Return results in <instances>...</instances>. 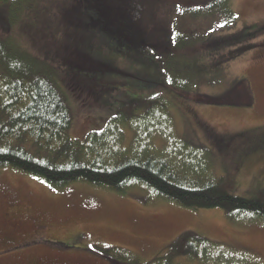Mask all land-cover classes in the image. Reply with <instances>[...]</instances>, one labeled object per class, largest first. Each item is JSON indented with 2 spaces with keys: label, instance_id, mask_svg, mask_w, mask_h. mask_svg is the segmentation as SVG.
Masks as SVG:
<instances>
[{
  "label": "rangeland",
  "instance_id": "rangeland-1",
  "mask_svg": "<svg viewBox=\"0 0 264 264\" xmlns=\"http://www.w3.org/2000/svg\"><path fill=\"white\" fill-rule=\"evenodd\" d=\"M154 1L141 8L153 5L155 12L143 11L156 14L151 21L168 46L158 63V51L146 49L151 58L134 52L106 29L104 15L82 8L83 0L1 3L0 69L42 62L65 80L69 134L78 140L103 129L121 107L165 101L176 136L208 151L227 191L255 197L264 186V0ZM147 65L153 75L143 70ZM125 133L129 146L134 131ZM185 231L249 251L251 264H264V223L231 222L220 208L186 209L146 188L125 194L84 183L54 188L0 168V264H116L95 246L122 247L149 261L165 256Z\"/></svg>",
  "mask_w": 264,
  "mask_h": 264
},
{
  "label": "trees",
  "instance_id": "trees-1",
  "mask_svg": "<svg viewBox=\"0 0 264 264\" xmlns=\"http://www.w3.org/2000/svg\"><path fill=\"white\" fill-rule=\"evenodd\" d=\"M21 1L0 0V4ZM83 2L85 10L96 9L104 15L106 29L117 31V37L134 52L144 54L152 48L159 52L153 54L155 62L163 57L160 53L168 46H163L159 29L151 21L156 14L141 8L154 0ZM146 10L155 12L153 5ZM6 64L7 69H0V168L39 177L54 188L84 183L121 194L146 188L158 199L186 209L220 208L231 222L264 223V186L255 197L229 193L227 179L213 172L208 151L176 136L165 101L121 107L103 129L89 131L78 140L69 134L73 114L62 89L67 82L56 79L54 71L42 62ZM150 66L158 67L154 63ZM150 66L143 70L153 75ZM174 66L177 70L181 67L178 63ZM149 80L165 87L158 79ZM192 98L220 104L215 97ZM126 129L134 131L129 146L125 143ZM157 140L162 143L158 145ZM94 250L116 264H183L175 257L186 258L190 264H251L256 259L249 251L235 250L193 231L181 233L165 256L149 261L118 246H95Z\"/></svg>",
  "mask_w": 264,
  "mask_h": 264
}]
</instances>
